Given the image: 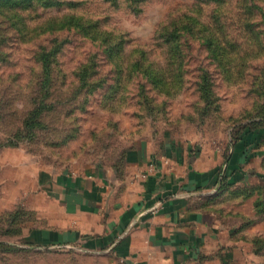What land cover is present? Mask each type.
<instances>
[{
    "label": "rangeland",
    "instance_id": "obj_1",
    "mask_svg": "<svg viewBox=\"0 0 264 264\" xmlns=\"http://www.w3.org/2000/svg\"><path fill=\"white\" fill-rule=\"evenodd\" d=\"M52 1L0 6V264H108L31 241L42 226L27 201L41 204L36 178L119 164L135 139L164 135L202 137L224 159L247 141L257 159L241 196L255 200L221 194L213 209L251 235L229 264H264V0ZM181 13L192 34L183 59L167 58L156 30ZM233 209L240 217H228Z\"/></svg>",
    "mask_w": 264,
    "mask_h": 264
},
{
    "label": "crops",
    "instance_id": "obj_2",
    "mask_svg": "<svg viewBox=\"0 0 264 264\" xmlns=\"http://www.w3.org/2000/svg\"><path fill=\"white\" fill-rule=\"evenodd\" d=\"M197 138L145 136L119 164L40 172L41 204L27 200L42 223L31 241L107 255L108 264H229L251 235L240 222L220 223L213 207L221 194L233 204L253 203L255 195L225 193L253 185L250 165L257 158L232 166L231 146L224 159L220 148Z\"/></svg>",
    "mask_w": 264,
    "mask_h": 264
},
{
    "label": "trees",
    "instance_id": "obj_3",
    "mask_svg": "<svg viewBox=\"0 0 264 264\" xmlns=\"http://www.w3.org/2000/svg\"><path fill=\"white\" fill-rule=\"evenodd\" d=\"M32 1L39 2L41 3L44 7H54L56 6V2L52 0H0V6L3 4L6 5H18L21 6L25 4L26 6L31 5ZM114 3H119L120 0H111ZM129 2H137V0H128ZM137 4V3H136ZM186 13H181L180 15H175L171 16L166 23L161 24L158 29L156 30V35L161 40L163 43V51H165L166 57L170 58L172 56H176L177 58L183 59V52H184V47L181 48L180 42L185 39V36L187 34H192L190 30V23H188V20H186ZM65 22H68L69 25H74V27H77L81 24V20L77 17L71 16V17H66ZM44 54L42 56V59L44 63H46V53L42 52ZM166 67L172 66L170 63L165 64ZM137 66H140V64H137ZM146 73V72H144ZM148 73V72H147ZM151 74V73H149ZM154 75H157V69L154 70ZM154 81L157 80L156 76H153ZM150 79V80H153ZM202 82V83H201ZM198 86V89L200 91V95L203 99L208 100L207 105H209L210 100H211V90H210V80L207 78H204L203 81H201ZM240 137L239 144H236L235 146L232 147V157H230L229 161L232 162L233 165H238L240 166L242 163H245L248 160V145L247 141L245 139H241ZM238 141V142H239ZM236 155V156H235ZM241 158V160L239 159ZM235 158H238V160L235 161ZM234 160V161H233ZM122 161V160H121ZM239 167H237L238 169ZM224 176H222L221 182L223 181ZM229 186V184H226ZM225 187V185H224ZM223 187H221L222 189ZM231 196L235 197H241L242 195V190L238 191H232ZM254 206L257 209L258 204L255 202Z\"/></svg>",
    "mask_w": 264,
    "mask_h": 264
}]
</instances>
